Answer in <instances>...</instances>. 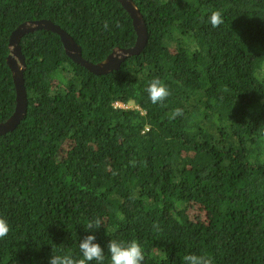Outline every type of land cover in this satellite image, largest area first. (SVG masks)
<instances>
[{"label": "trees", "instance_id": "1", "mask_svg": "<svg viewBox=\"0 0 264 264\" xmlns=\"http://www.w3.org/2000/svg\"><path fill=\"white\" fill-rule=\"evenodd\" d=\"M133 1L148 43L109 75L74 63L55 33L22 40L28 113L0 137V217L10 226L0 264H49L53 251L79 258L89 234L104 264L112 239L137 240L143 264L193 253L264 264V0ZM40 20L93 64L137 41L117 0H0V124L16 109L10 37ZM157 77L170 91L162 104L146 91ZM96 217L103 226L86 232Z\"/></svg>", "mask_w": 264, "mask_h": 264}, {"label": "water", "instance_id": "2", "mask_svg": "<svg viewBox=\"0 0 264 264\" xmlns=\"http://www.w3.org/2000/svg\"><path fill=\"white\" fill-rule=\"evenodd\" d=\"M127 11L132 19L137 33V41L133 48L115 49L104 61L93 64L83 58L82 48L73 37L51 20L28 21L20 25L11 35L9 40L10 54L7 65L12 71L16 89V109L6 122L0 124V137L13 132L26 118L28 113V97L25 86L26 58L23 54L21 43L25 36L46 31L57 34L63 43L66 55L76 64L85 67L97 76L109 75L118 71L122 64L130 57L141 54L147 46L149 34L147 24L140 9L133 0H117Z\"/></svg>", "mask_w": 264, "mask_h": 264}, {"label": "clouds", "instance_id": "3", "mask_svg": "<svg viewBox=\"0 0 264 264\" xmlns=\"http://www.w3.org/2000/svg\"><path fill=\"white\" fill-rule=\"evenodd\" d=\"M208 21L214 28L219 27L224 22L222 14L218 10L210 14ZM146 91L152 104H162L170 95L169 89L158 77L149 82ZM182 114L183 110L177 108L173 111L170 118L175 119L176 116ZM102 226V219L96 217L87 223L85 231L95 233ZM9 231L10 226L8 222L0 217V239H4ZM107 247L111 264H143L145 259L143 248L135 239L129 242L112 239ZM79 250L81 253L79 258L71 254L59 255L53 251L49 264H88V262L92 261H96L97 264H104L105 252L101 245L96 243L95 234L86 235L79 242ZM182 260L183 264H212V260L207 255H197L194 253L185 255Z\"/></svg>", "mask_w": 264, "mask_h": 264}]
</instances>
